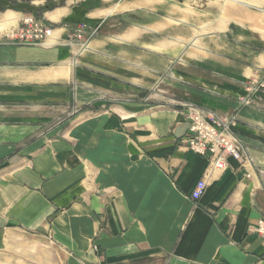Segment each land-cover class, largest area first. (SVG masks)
<instances>
[{"label":"crops","instance_id":"0c3cea01","mask_svg":"<svg viewBox=\"0 0 264 264\" xmlns=\"http://www.w3.org/2000/svg\"><path fill=\"white\" fill-rule=\"evenodd\" d=\"M80 1L37 18L53 31L42 45L0 37V264H264L255 231L264 219V90L232 128L245 157L213 171L195 203L208 163L184 145L192 109L164 106L188 100L231 114L244 85L264 80V56L196 50L208 63H186L210 78L166 80L160 104L153 91L171 69L169 47L135 26L104 32L123 0L90 10ZM15 15L19 26L27 14ZM79 24L99 34L77 68L62 42ZM170 86L187 98L171 99ZM148 91L150 103L138 101Z\"/></svg>","mask_w":264,"mask_h":264},{"label":"rangeland","instance_id":"374dc122","mask_svg":"<svg viewBox=\"0 0 264 264\" xmlns=\"http://www.w3.org/2000/svg\"><path fill=\"white\" fill-rule=\"evenodd\" d=\"M48 1L52 3L51 5H57L60 2L59 0ZM123 1L126 3H124ZM123 1H121V3L118 4L115 9V15L117 16L112 18V20H115L114 22H112L114 26L111 28H104V32H108L109 34L114 35L125 31L128 27L135 26L138 27L140 31H144L146 37H148V41L150 39L158 41L160 44H163L166 47L168 46V49L172 51L169 55L166 54L167 56L171 55V69L168 70L165 74L160 75V79L158 80L153 91L155 93H158L160 104L162 103V97L169 96L166 94V92H164L166 91V89H168L166 87V80L172 82L175 81V83L181 84L183 81H187V78H183L184 76H182L181 74H191L200 78H204L206 76L210 78L208 75V72L210 70L208 72L204 70L202 71L203 68L201 69L196 67H189L188 63H186L187 61L195 64L200 63L202 67H204V63H208L205 62V60L209 61L207 60L209 59L207 57L210 56H206L202 53H197L196 55V50H204L208 48L213 51L215 50L218 53H232L237 51L239 47L241 56L246 55L248 51H253L258 53L259 55L264 56V0ZM100 3V0H84L80 1L79 5L90 10ZM32 5L35 7L37 3H35V5L32 3ZM27 6V4L17 3L18 10H11L9 9V4H0V23L3 22L2 16L4 13L8 11L12 12V23H10V27L8 26L6 30L0 32V37H2L3 35H8L9 37L13 33H16L18 26L17 15H15V13L20 14L22 11L28 12L29 14L27 15H35V13H33V11H30ZM63 6L56 8H61ZM53 10L47 12H51ZM79 25H77L76 27H78ZM96 28L98 29L97 33L90 40H87V42H85L83 46H75L71 48V51L77 57V68L81 67V62L84 61L86 55L90 54L91 42L99 34V28L97 26L89 28L87 35L85 34L86 30L83 31V36L86 40L90 32ZM73 31H71V33L69 34L72 35ZM145 41H147V39ZM225 58L227 57L224 56V59ZM214 66L217 70L218 68H226V66L223 64H214ZM207 67L212 68L211 66ZM222 80L224 81L225 78H222ZM254 81L255 79H251L247 83L251 84ZM245 87L246 85H244V90ZM171 89L172 88L170 86L169 93H171V95L173 96H171L170 98L174 99V101L177 96L181 98H187V96L180 94V91L179 93H177ZM150 94L151 92L148 91L144 94L139 95L138 101L142 98H145L146 101L143 103L149 104L151 101ZM245 94L238 97V106L231 114L208 110L205 111L188 100L183 101L180 104L175 102L174 104L166 102L167 104H165L164 106L166 108H175L182 106L185 109H196L214 113L219 117L234 118V125H236L237 114L239 110L244 107H250L240 105V100L245 96ZM93 109L97 110L98 107H94ZM234 125L232 126V128L234 127Z\"/></svg>","mask_w":264,"mask_h":264},{"label":"built area","instance_id":"2783aa9c","mask_svg":"<svg viewBox=\"0 0 264 264\" xmlns=\"http://www.w3.org/2000/svg\"><path fill=\"white\" fill-rule=\"evenodd\" d=\"M85 25H79L62 42L63 46L69 48L83 46L96 33L97 28L92 30L85 40L83 31ZM53 31L32 15L24 16L19 23L16 33L7 37V43L15 46H37L52 39ZM245 96L241 98V106H253L254 95L257 91L264 89V80L245 84ZM264 110V106H263ZM190 133L184 140L186 149L205 158L208 167L205 177L199 180L190 195L193 202H197L206 190V178L213 171H222L227 165V159L232 158L237 162L245 157V149L232 134L234 118L219 117L217 114L193 109L190 116ZM256 233L264 237V219L258 221L255 228Z\"/></svg>","mask_w":264,"mask_h":264},{"label":"trees","instance_id":"16d2710c","mask_svg":"<svg viewBox=\"0 0 264 264\" xmlns=\"http://www.w3.org/2000/svg\"><path fill=\"white\" fill-rule=\"evenodd\" d=\"M34 1H40V0H5V1L0 0V4H9L10 6L9 9L11 10H18L17 3L27 4L28 5L27 8H29L30 11H33V13H35V15L32 16L38 18L47 11L53 10L56 7L63 6L66 0H59L60 2L57 5L56 4L51 5L52 4L51 2H49L48 0H44L43 5H38L35 7L32 5ZM21 13L29 14L28 12H22V11Z\"/></svg>","mask_w":264,"mask_h":264},{"label":"bare ground","instance_id":"6f19581e","mask_svg":"<svg viewBox=\"0 0 264 264\" xmlns=\"http://www.w3.org/2000/svg\"><path fill=\"white\" fill-rule=\"evenodd\" d=\"M115 9H114V11H115ZM112 12H113V10L110 11L108 14H111ZM8 19H9V16H8V18H5V20H3L2 23H0V32L3 31V30H6L7 27L10 25V23H12V21H9Z\"/></svg>","mask_w":264,"mask_h":264}]
</instances>
